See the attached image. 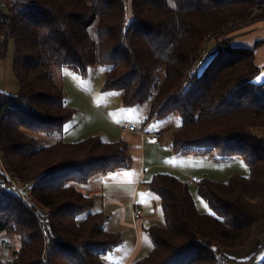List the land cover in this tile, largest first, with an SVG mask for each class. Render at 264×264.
<instances>
[{
	"label": "trees",
	"instance_id": "16d2710c",
	"mask_svg": "<svg viewBox=\"0 0 264 264\" xmlns=\"http://www.w3.org/2000/svg\"><path fill=\"white\" fill-rule=\"evenodd\" d=\"M0 1V59L13 41L21 86L17 94L0 90V233L20 242L8 263L106 264L105 254L123 242L121 232L106 228L107 215L93 210L99 195L80 185L130 168L129 142L99 134L50 144L39 138L64 132L76 113L54 68L87 76L91 65L107 66L103 88L119 91L124 106L152 97L148 121L179 116L173 152L217 161L237 155L251 169L227 181L197 180L209 213L198 209L188 181L155 173L147 184L163 223L147 227L152 246L137 264L240 261L236 252L264 225V63L256 61L259 43L239 45L235 33L264 20V0H132L131 18L123 0ZM207 39L215 40L208 57L189 76ZM4 170L32 183L29 201L12 192ZM261 245L264 264V237Z\"/></svg>",
	"mask_w": 264,
	"mask_h": 264
},
{
	"label": "rangeland",
	"instance_id": "374dc122",
	"mask_svg": "<svg viewBox=\"0 0 264 264\" xmlns=\"http://www.w3.org/2000/svg\"><path fill=\"white\" fill-rule=\"evenodd\" d=\"M4 1L10 2L13 0ZM128 18H130L129 13ZM244 28L245 27L241 28L240 30ZM214 42V39H207L205 46L201 48L195 58L193 57V63L187 70V74L189 76L190 70L194 66L196 59L199 58V55L203 51L209 52ZM14 50L15 44L13 41H10L8 56L4 59H0V90L6 91L10 94L19 93L21 88L20 83L13 72ZM106 69L107 66L91 65L89 66L87 76H82L69 66L54 68L53 74L65 89L67 104L70 106L73 105V107L76 109L74 117L67 123L65 127L64 131L67 132L65 134L63 133L64 140L78 141L87 136L99 134L109 141H117L119 139H125L124 137L126 136V133L123 128L125 126H128L129 124H134L135 126H137L138 130L142 129L144 125L148 129L151 127H156V129H162L164 143L160 151L154 149L149 151L148 149H146L145 161H147V165H159V167L152 170L153 172L152 174L148 175L147 180L150 179L155 172H168L172 174L174 173L175 175L181 173L180 175L184 174L182 176L189 180L188 182L190 186L191 183L193 186L195 182L190 183L191 179H195L197 181L202 177H210L218 181H227L230 175L233 173H239L244 176L250 175L251 169L249 165L243 158L237 155L230 159L217 161L210 155L194 156L173 152L170 144L172 135L181 127V120L179 116L176 114H171L166 118L153 119L151 121H148L147 116L150 109L152 97L142 104L134 106H124L122 96L119 91H109L103 88ZM159 75L160 79L163 80L165 75L164 70H161L159 72ZM263 77L264 75L261 74L259 76V80L263 79ZM258 132L264 133V129H258ZM61 136L62 133L60 132L39 134V138L41 139L42 144H50L55 140L61 138ZM130 151L133 155L132 144H130ZM0 159L2 163V158L0 157ZM10 185L12 184L10 183ZM194 186L196 188V185ZM194 195V198L198 202V205H201L202 202V205H205V207L207 209L209 208L210 212H212L209 204L203 197H201V195H199L198 193H194ZM29 196L26 195L28 201ZM123 199L124 201H126V199L128 198L126 196ZM100 202L101 201H97L96 206L93 210L98 209ZM263 237L264 234L259 236L258 240L257 238L254 240V242L250 245H254V247H247L249 248L247 252H252V256L261 250L259 248L262 246L261 244ZM5 242L7 243V245L4 244ZM19 243L20 242L18 236L10 235L6 232L0 233V251L3 255V261L1 264H10L8 263V260L11 258L13 250L19 247ZM241 249L245 250V247H242ZM125 250V248L122 249L119 246L114 255H105L104 258L105 260L110 259V262H108V264H118L119 261L115 260V258L118 259V257L115 256L121 254L122 252H125ZM262 256V251H260L259 255L256 258L261 259ZM230 264H259V262L249 259L242 261L240 260L237 262L235 261Z\"/></svg>",
	"mask_w": 264,
	"mask_h": 264
},
{
	"label": "crops",
	"instance_id": "0c3cea01",
	"mask_svg": "<svg viewBox=\"0 0 264 264\" xmlns=\"http://www.w3.org/2000/svg\"><path fill=\"white\" fill-rule=\"evenodd\" d=\"M235 34L237 35L235 37V43L239 45L251 47L259 43L256 50V61L257 64L262 65L264 63V20L246 26L244 29L237 31ZM137 130L125 132L126 136L124 137L125 140L132 144L133 149L134 159L133 165L130 168H120L107 173L99 174L91 181L80 185L81 189L84 190L85 193L99 195L97 201L101 202L98 210L103 211L107 215L106 228L109 231L122 233L123 242L116 246L112 251L105 254L114 255L119 246L122 249L125 248V252L115 256L118 257V259L115 258V260L119 261L118 264H137L139 259L146 256L152 246L147 227L151 224L163 223L160 199L158 196L150 192L147 184V181L151 179L147 180L148 175L152 174V170L159 167V165L150 164L148 166L147 161H145V153L146 149L149 151L153 149L160 151L164 143V137L157 143L147 142L141 137L139 131L140 129L138 131ZM148 130L151 132L158 130L162 131V129H156V127H151ZM66 132L67 131L62 132L61 137H63V133L65 134ZM2 168L3 164L0 159V169ZM155 173H153V175ZM180 174L176 175L189 181L182 176L184 174ZM191 182H195L194 185H196L197 181L195 179H191L190 183ZM194 185L192 186L191 183L193 195L194 193H198L197 185L196 188ZM126 196L128 199L124 201L123 198ZM134 204L140 205L143 209V214L138 221L134 220L132 214ZM196 204L201 212H210L209 208L207 209L205 205H202V202L201 205H198V202L196 201ZM262 234H264V225L261 226L257 240ZM251 247H254V245L249 248ZM249 248L236 252L241 261L251 259L252 252H247ZM254 260L258 261L257 258ZM105 262L108 264L110 259L105 260Z\"/></svg>",
	"mask_w": 264,
	"mask_h": 264
},
{
	"label": "built area",
	"instance_id": "2783aa9c",
	"mask_svg": "<svg viewBox=\"0 0 264 264\" xmlns=\"http://www.w3.org/2000/svg\"><path fill=\"white\" fill-rule=\"evenodd\" d=\"M125 2L126 8L128 10L129 13V17L131 18V2L132 0H123ZM5 4L3 2L0 1V10H2L4 8ZM257 13L260 12L259 10L256 11ZM208 57V52H202L199 55V58L196 59V62L194 64V66L191 68L190 70V75L195 74L198 71V66L197 63L200 60L206 59ZM123 130L125 132L128 131H136L137 128L135 125H128L125 126L123 128ZM140 131V135L141 137L147 141V142H151V143H157L160 141V139L163 137V132L162 131H148V128L144 125V127L142 129L139 130ZM0 157H1V153H0ZM5 175L8 178L9 182L12 184L11 185V190L12 192H14L17 196L24 198L25 200H27L26 198V191L30 189L32 183L30 181H23L20 178H18L17 176L11 175L10 173H8L7 171H5ZM38 213L40 212L39 210H36ZM42 214H46L45 212L41 211ZM133 218L135 221H138L142 214H143V209L140 205L138 204H134V208H133ZM5 245L6 242L4 243Z\"/></svg>",
	"mask_w": 264,
	"mask_h": 264
}]
</instances>
